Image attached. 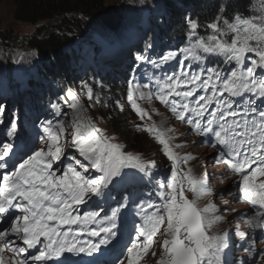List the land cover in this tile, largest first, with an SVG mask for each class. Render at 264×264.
Returning a JSON list of instances; mask_svg holds the SVG:
<instances>
[{
  "label": "snow or ice",
  "instance_id": "1",
  "mask_svg": "<svg viewBox=\"0 0 264 264\" xmlns=\"http://www.w3.org/2000/svg\"><path fill=\"white\" fill-rule=\"evenodd\" d=\"M236 19L239 23V16ZM243 23L248 22L243 21ZM186 24L189 28L188 35H195L197 21L186 17ZM208 27L217 33L221 31L215 22L209 23ZM229 28L237 33L236 39L231 43L212 35L208 38L209 43L206 44L200 39L196 46L202 48L205 53L225 57L226 63L235 61L237 65H243L246 54L255 53L259 59H251V66L246 72L234 70L230 78L222 80L216 69L209 68L206 79L202 80L201 76L205 72L203 68L189 74L190 66L186 69L181 63L177 71L167 74L158 98L160 103L165 105L170 103L169 96L183 98L179 105L175 100L171 101L172 112L177 113L181 120L185 119L186 113L191 112L199 118L194 123L196 129L201 133H212L219 145L227 147V152L220 154L229 158L228 166L234 172L241 174L245 200L264 209V182L256 183L259 177H264V107L258 110L254 106L256 104L254 99L246 100L243 104H237L231 99L242 96L245 92L264 97V79L259 81L258 87L254 79L257 67L264 68V28L257 29L255 25L245 26L243 39L240 38L238 24L229 25ZM251 40H255L257 46H252L249 43ZM179 51L187 58L190 49L183 48ZM177 54V50H169L157 60L137 53L135 66L138 68L140 62L146 61L160 68L166 62L175 59ZM218 82H220L219 89ZM185 85H194V87L178 91ZM136 86L133 83V87ZM197 88L203 89L206 94L200 95L194 102L195 106L190 107L188 98L193 96ZM209 88L212 89L210 94H208ZM225 93H228V96H225ZM87 94L91 99L92 88L87 87ZM66 98L72 101L70 107L77 109L79 101L76 93L68 91ZM127 99L132 102L136 112L140 113L141 109L136 105L131 92ZM213 104H215L214 110L209 111V107ZM234 104L236 107L233 106ZM50 107L56 113H60L59 104L52 103ZM241 107L243 112L240 113V119L229 121L227 118L237 117ZM5 108L6 105L0 103V123L3 122ZM250 113L253 114L251 119L248 118ZM17 119L14 114L9 121L7 136L10 139L16 135ZM188 122L192 123L191 120ZM214 124L219 127V131H214ZM72 127L75 128V133L71 146L88 162L85 165L73 157L75 164L83 170V173L70 163L61 175H57L54 164L64 155L63 146L59 143V134L65 129L62 124L54 126L49 120L39 121L35 127V132L41 135L46 147H39L10 174L2 175L0 214H6L10 209H17L20 215L14 217L9 230L0 232V240H3L4 247H7V238L11 234L18 237L27 249H36V253L29 255L26 254L23 246L12 247L11 251L17 255L24 254L23 258L6 262L0 256V264H28L29 259L47 264L54 257L59 258L65 253L94 257V254L102 251V246L106 249L116 238L121 210L130 207L135 236L123 259L118 260L117 264H139V258L148 251L152 238L160 231L165 220L167 230L173 238L163 241L165 252L171 255L161 259L160 264H229L227 254L237 247L233 244L231 235L229 232L215 236L208 234L211 223H205L195 204L184 197V185L182 180L177 179L176 171H172L170 183L156 181L157 195L163 199L155 206L151 201H147L148 208L155 207V214L144 217L145 202L140 198L133 203V197L138 194V187L142 181L150 182L153 179L152 172L157 167L156 164L122 152L117 144L110 143L94 125L90 122L85 123L79 116L74 118ZM161 143L168 159L176 165L177 158L169 145L164 141ZM11 147L10 142H5L0 148V169L8 167L6 157L9 156ZM90 169H94L98 175H85ZM248 169L251 171L249 172ZM188 186L191 191L197 192V181L189 178ZM117 193L120 195L119 206L111 209L110 216H102L104 204L109 200H115ZM93 198L103 203L83 214L77 211L78 206L93 201ZM137 217L144 218L138 223ZM261 217H264V211L257 212L256 218L250 219L249 223L255 228L264 230V219H260ZM181 230H183V239L180 238ZM85 234L98 239L95 243L90 239L83 240ZM234 235L241 240L246 238L242 232ZM252 243L254 244L255 241ZM38 245L41 247H37ZM4 247H0V253H3ZM240 250L250 254L255 253L254 247ZM257 259L264 260V253H259ZM231 264H256V262L236 259L233 256Z\"/></svg>",
  "mask_w": 264,
  "mask_h": 264
},
{
  "label": "rangeland",
  "instance_id": "2",
  "mask_svg": "<svg viewBox=\"0 0 264 264\" xmlns=\"http://www.w3.org/2000/svg\"><path fill=\"white\" fill-rule=\"evenodd\" d=\"M106 1L111 5L122 1L123 4L121 5L120 10L125 11V9H127V13L129 15H127L128 18L126 17L129 19L126 23V27H122V30H124L119 32L118 30L115 31L108 28L106 25H103L100 22L97 24L96 22L95 24H90L89 29H87L89 32L76 41V43L81 46V48H83L82 53L79 54V57L76 59L77 64L81 62L91 64L93 62L94 51L92 49L93 46L91 45V39L94 38L97 39L96 42L100 41V44H104V42L110 40L108 37L119 33V37H115L117 38L116 41L119 42L117 46L118 49L121 45L131 47L137 46L136 42L140 40L139 33L142 31V29H129V27H132L135 23L140 22L144 25V31L142 35H146L148 28H151L153 25V19L149 11H151L150 9L154 4L156 5V3L160 2V0H147V2L145 0ZM12 11L13 5L11 0H0V72L2 73L0 90L4 91L0 93V103H4L6 105L5 112L3 113L2 117L3 122L0 123V125H7V120H12L13 115H16L18 111L23 109V106L22 108L19 106L21 101L14 100V87L9 82V79L13 78L15 81H21L24 73V63L29 65L27 67V71L34 69L36 66L35 60L32 62V60L27 61L25 58H30L33 55L27 50V42L31 37L38 35V25L35 26L16 22L13 18ZM145 15L146 18L143 19ZM112 16L114 15L112 14ZM132 20L134 22L129 26V21ZM243 21L245 20H240L238 23L236 20L234 23H232L238 24V27L240 28L239 35L241 39H243L245 36V33L243 32V28L245 26L250 27L255 25L257 29L264 28V1H257L255 15L251 21H247V24H244ZM209 30L210 31L208 35L203 33L200 36H196L195 33L193 36H187L184 45L190 49V52L187 54V58H185V54L182 53L179 60L180 64H178L176 68L177 70L180 68L182 63L186 69L189 66L190 68L192 67L189 74L199 71L204 66L207 55L218 57L222 60V62L226 63V58L221 55L205 53L202 48L196 46L197 41L202 39L207 44L210 42L208 38L212 35H216L218 39L231 43L234 39H236L237 33L233 32L229 27L226 35L223 34L222 31L217 33L212 29ZM126 31L132 32V36L130 33L126 34ZM44 34L38 36L42 37ZM5 35L9 37L8 43L7 40L4 39ZM155 40L156 41L151 48V52L156 50L157 38ZM84 41H87V43L91 44L89 45L83 43ZM249 43L254 47L257 46V42L255 40H251ZM140 49H142V47ZM132 51V48L127 47L116 58L115 53H110L105 57L101 56L100 60L104 61V59H109L112 61L113 59L114 64H119L123 61H128ZM141 51L144 53V50ZM160 57L156 59L158 60ZM175 59L163 64L161 69L165 67V71H168L169 73L173 72L172 69H174L176 66ZM251 59L258 60L259 57H257L255 53H248L246 54L243 65H237L235 61H230L226 64L233 65L240 72H246L247 68L251 66ZM153 67L155 66L153 65ZM211 67L212 65L208 66L207 69ZM207 75V72L203 73L201 79H206ZM262 75H264V73L261 72V69L258 70L257 67L256 75L254 77L257 83L263 79L261 78ZM166 77L167 75L162 79L153 75H148L145 77L141 75V77L131 79L128 88L125 90V104L123 106L121 105L119 109L121 112H128L130 119L129 129H131L130 131L133 133V135L139 136L135 146H132V142L122 139L119 135H116L114 130L107 128L108 121L106 119V113L113 108L109 106L107 100H102L101 95L97 92L92 91V97L89 99L87 94V87L89 86L87 83H82L83 86H81L77 91L71 90L72 92L76 93L79 101L77 109H72L70 107V104L72 103L70 98H66V95L62 96L60 104V109L62 110L56 115L59 116V121L65 129L63 133L59 134V143L63 146L64 155H62L60 161L54 164V169L56 170L57 175H61L63 171L66 170L67 165L70 163L77 167L78 171L83 173V170L75 164V159H79L80 162L85 165L88 164V162L85 161L83 157H80L79 153L76 152L71 146L75 133V128L72 127V123L74 118L79 116L85 123L90 122L92 125H94L95 128L98 129L110 143L117 144L122 152L138 156L142 160L151 161L156 164L157 167L153 169L152 172L153 179L150 182H141L138 187V191L142 189L153 191V198H150L147 201H151L154 206L162 202L163 198L157 195L158 186L156 181L159 180L161 182L170 183L171 173L172 171H176L177 179L182 180L184 185V197L190 199L195 204L196 208L201 213V216L204 218L205 223H211V229L208 230V234L210 236H215L221 235L224 232H229L231 235L232 242L237 247L233 248L232 252L230 251L227 254L229 264H231L233 256L236 259H242L245 261L255 260L256 264H264V260L257 259L259 253H264V230L255 228L253 224L249 223L250 219L254 220L256 218L257 212L264 211V209H260L258 205H253L245 200L241 174L234 172L228 166L227 160L229 158L223 156V164L219 163L218 156L221 155V152L226 153L227 147L225 145H219L212 133H201L200 130H196L194 123L197 118H194V114L191 112L186 113L184 120L179 119L177 113L172 112L171 101L175 100L179 105L183 101V98L173 95L169 96V105L160 103L158 98L159 90L161 87H163ZM133 83H135L137 86L133 87ZM85 85H87V87H85ZM218 85L219 82L217 83V86ZM192 87H194V85H185L179 88L178 91L191 89ZM209 89L212 90L211 88ZM197 91L198 88L196 92ZM130 92L133 95L136 105L141 109L140 113L136 112L132 102L127 99ZM189 105L190 107L195 106L194 102L192 101L189 102ZM214 108L215 104L209 107V111L214 110ZM17 118V122L19 123V133L22 134L25 130L24 126L27 123L24 122V118ZM206 119L207 113L204 117L205 121ZM227 119L231 121L232 117H228ZM190 120L192 123L188 122ZM36 125L37 124L34 123L32 124L33 133H36ZM203 126L204 124L202 123V127ZM213 129L214 131L220 130L215 124L213 125ZM8 131V129L2 126L0 127V148H2L5 142H10L9 137L7 136ZM133 135L131 136L130 133L131 137H133ZM145 138H148L151 141L150 144L153 148L147 145ZM33 139L35 140L30 141L29 139L22 137L21 140L24 141L23 145H16V142H11L13 147H11L9 156L6 157V160L8 161V167L0 169V188L3 187L2 175L10 174V172L18 167L20 163H23L25 160L30 158L39 147H46L45 141L41 138V135L36 133V136ZM161 141H164L169 145V148L177 158L176 165H173L172 161L168 159L164 152V146ZM149 153H151V155L147 157ZM73 157H75V159H73ZM153 158H155V160ZM253 167H255V165ZM248 171L250 172L251 169H248ZM85 175L95 176L98 175V173H96L94 169H90ZM189 178L197 181V192H193L189 188ZM260 182H264V177H259L257 179L256 183ZM147 201H144V213L148 212V214L151 215L155 214V207L148 208L146 206ZM101 203L103 202L93 198V201H89L85 205L78 206L77 211L83 214L87 211L96 209ZM119 203L120 195L117 193L115 200H109L106 204H104V211L101 213V215L110 216L111 209L113 207L119 206ZM15 214L16 211L12 210L4 214V217H6L4 219H2L0 214V232L10 229L14 217L18 216ZM131 217V207L129 209L121 210L119 218L120 226L117 230L116 238L111 244L107 246L106 249H104V246H102V251L100 253L94 254V257H89L86 255V259L88 260L89 264H117L118 260L123 259L127 248L130 246L135 236V227L131 222ZM8 218L11 219L7 221ZM136 219L139 223L143 217H137ZM260 219H264V217H261ZM72 227L75 228L76 226ZM250 231H253V233ZM237 232L244 233L246 238L241 240L237 235H234V233ZM12 238L13 243H10V245L9 241L12 240ZM91 238L93 243H95L98 239V237ZM172 238V235L167 230V221L165 220L164 224L160 227V231L152 238V244L148 248V251L139 258V264H160L161 259L168 258L171 254L165 252L163 241L165 239L171 240ZM181 238H184L183 230L181 231ZM7 239L9 244L7 247H4L5 242L0 240V247H4V251L3 253H0V256H2L6 262L22 259L24 254L17 255L11 251L12 247L22 246V244L19 243L21 240L11 234ZM82 239L89 240L86 237V234L82 237ZM252 241H255V243L253 244ZM143 242V238H141V243L143 244ZM185 243H187V241H185ZM37 247L41 246L38 245ZM248 247H254L255 253L250 254L247 251L240 250L241 248ZM25 249L26 254L30 255L36 253L33 249H27V247H25ZM52 260L48 261L47 263L49 264ZM35 262L29 259L28 264L40 263Z\"/></svg>",
  "mask_w": 264,
  "mask_h": 264
},
{
  "label": "trees",
  "instance_id": "3",
  "mask_svg": "<svg viewBox=\"0 0 264 264\" xmlns=\"http://www.w3.org/2000/svg\"><path fill=\"white\" fill-rule=\"evenodd\" d=\"M145 1L147 2V0ZM257 1L160 0L149 11L153 19L154 35L159 36L160 53L177 50L176 59L180 64L179 60L183 52L179 50L187 48L184 45L189 31L186 17L197 21L196 36L203 33L208 35L210 31L208 24L213 22H216L223 34L226 35L229 25L237 20V16L240 20L245 21H251L254 18ZM11 2L13 18L16 22L38 25V35L45 33L42 37L33 36L27 42V50L33 55L25 59L27 61L32 60V62L35 60V68L27 71L29 65L24 63L21 81L9 79L14 87L13 96L15 100L20 99L21 96L23 99V102L20 103L21 108L23 106L21 109L22 119L30 120L26 126V135L31 134V120L34 122L50 120L54 126L59 124V116L56 115L55 110L51 109L50 105L52 103L60 105L62 96H65L68 91H77L83 86L82 83H87L92 91L99 93L102 100H107L109 106L113 108L106 113L107 128L114 130L116 135L132 142V146H135L139 136L133 135L129 129L128 112H121L119 108L125 104V90L128 88L131 79L149 74L159 77L166 75L161 67H152L147 62H140L138 68L135 66V56L137 53H142V49H140L142 45L149 43L146 36L151 32L142 35L144 25L140 22L129 27V29H142L139 33L140 40L136 42V45L140 41L142 44L135 47L132 55L130 54V60L119 64H114L113 59L112 61L109 59L100 60L101 56L105 57L110 53H115L116 58L127 48L123 45L119 49L117 48L119 42L116 41L117 38L115 37H119V33L108 37L110 40L104 44H100V41L96 42L97 39L95 38L91 39L92 44L84 41L83 43L93 46L94 59L91 64L82 62L77 64L76 59L82 53L83 48L76 41L89 32L87 31L89 25L95 24L97 21L96 24L100 22L112 30L121 32L124 30L122 27H126L129 20L127 19L129 16L127 9L125 11L119 9L110 13V8L118 3L111 5L106 0H11ZM129 22L130 26L134 21ZM129 33L132 36V32L126 31V34ZM4 39L8 41L9 37L5 35ZM150 49L146 47V54ZM142 54L146 55L145 53ZM211 65V68L220 73L222 80L230 78L231 72L238 70L233 65L222 62L218 57L207 55L202 68L207 72V67ZM259 69L260 67H258ZM1 74L0 72V82ZM2 92L4 91L0 90V93ZM27 101L31 103V106H28ZM17 116L19 117V114ZM130 133L133 137L130 136ZM145 139L147 145L153 148L150 144L151 141L148 138ZM150 155L151 153L147 157ZM153 159L155 160V158Z\"/></svg>",
  "mask_w": 264,
  "mask_h": 264
},
{
  "label": "bare ground",
  "instance_id": "4",
  "mask_svg": "<svg viewBox=\"0 0 264 264\" xmlns=\"http://www.w3.org/2000/svg\"><path fill=\"white\" fill-rule=\"evenodd\" d=\"M146 37H147L146 40L149 41V43L147 42L146 44H144V46L149 47V45H151V47H152L156 41L155 40L156 37H155L154 33L151 32V34H148ZM135 47L136 46L132 47L133 51H134ZM132 52H131V55H132ZM145 56L146 57L148 56V58H151V59H156V55L154 52H150V53L146 54ZM18 101H21V103L23 102L22 96L20 97V99ZM27 103H28V106H31L30 105L31 103H29V101H27ZM14 210H17V209H14ZM1 216H2V219H4V214H1ZM54 258L55 259L51 264H89L88 260L86 259L85 254L72 255V254L65 253L63 256H61L59 258H57V257H54Z\"/></svg>",
  "mask_w": 264,
  "mask_h": 264
},
{
  "label": "water",
  "instance_id": "5",
  "mask_svg": "<svg viewBox=\"0 0 264 264\" xmlns=\"http://www.w3.org/2000/svg\"><path fill=\"white\" fill-rule=\"evenodd\" d=\"M122 4H123V3H122V1H121V2H119L116 6L111 7V8H110V13L119 10ZM95 22H97V21H95ZM7 43H8V41H7ZM20 48H21V47H20ZM188 200H189V199H188ZM189 201H190V200H189ZM190 202H191V201H190ZM197 210H198V209H197ZM181 231H182V230H181ZM180 238H181V237H180ZM181 239H183V238H181Z\"/></svg>",
  "mask_w": 264,
  "mask_h": 264
}]
</instances>
